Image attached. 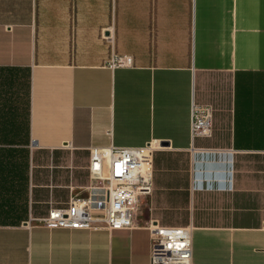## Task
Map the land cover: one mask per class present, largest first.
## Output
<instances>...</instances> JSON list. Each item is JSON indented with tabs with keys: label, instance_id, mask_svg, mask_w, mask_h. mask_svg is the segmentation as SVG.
Instances as JSON below:
<instances>
[{
	"label": "crops",
	"instance_id": "1",
	"mask_svg": "<svg viewBox=\"0 0 264 264\" xmlns=\"http://www.w3.org/2000/svg\"><path fill=\"white\" fill-rule=\"evenodd\" d=\"M25 93L28 214L0 224V264H149L148 222L188 227L192 264H264V0H0V128ZM191 102L211 128L190 143ZM148 143L131 229L43 226L90 148Z\"/></svg>",
	"mask_w": 264,
	"mask_h": 264
},
{
	"label": "built area",
	"instance_id": "2",
	"mask_svg": "<svg viewBox=\"0 0 264 264\" xmlns=\"http://www.w3.org/2000/svg\"><path fill=\"white\" fill-rule=\"evenodd\" d=\"M129 56H114L108 66L128 67ZM211 109L191 102L188 138L210 135ZM160 146L90 148L88 184L69 197L65 208L51 209L42 219L49 229L128 230L151 193L152 153ZM264 151V150H263ZM149 264H192L188 227H163L148 222Z\"/></svg>",
	"mask_w": 264,
	"mask_h": 264
},
{
	"label": "trees",
	"instance_id": "3",
	"mask_svg": "<svg viewBox=\"0 0 264 264\" xmlns=\"http://www.w3.org/2000/svg\"><path fill=\"white\" fill-rule=\"evenodd\" d=\"M28 87V84H27ZM25 103L22 113L17 116V121H11L10 126L0 128V189H5L8 183L16 185V196L24 195L27 204V168H28V95H24ZM17 199V198H16ZM16 205H0V213L15 212ZM21 218L14 221L18 223Z\"/></svg>",
	"mask_w": 264,
	"mask_h": 264
},
{
	"label": "rangeland",
	"instance_id": "4",
	"mask_svg": "<svg viewBox=\"0 0 264 264\" xmlns=\"http://www.w3.org/2000/svg\"><path fill=\"white\" fill-rule=\"evenodd\" d=\"M19 113L23 111V105L25 103L24 96L19 97ZM22 100V102H21ZM27 150V148H26ZM17 198V199H16ZM24 195L21 194L19 197L16 196V185L14 183L12 185L6 184L5 189H0V205L4 204L5 206L16 205L17 209L15 212L9 211L7 213H0V224H11L15 223L16 218L24 219L28 214V206L25 204ZM142 205L140 206V208ZM143 207L141 208L142 211ZM139 210V209H138Z\"/></svg>",
	"mask_w": 264,
	"mask_h": 264
}]
</instances>
